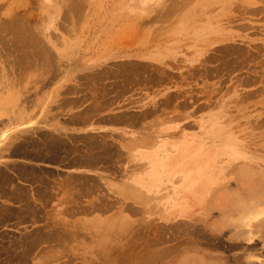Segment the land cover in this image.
Instances as JSON below:
<instances>
[{
  "label": "rangeland",
  "instance_id": "rangeland-1",
  "mask_svg": "<svg viewBox=\"0 0 264 264\" xmlns=\"http://www.w3.org/2000/svg\"><path fill=\"white\" fill-rule=\"evenodd\" d=\"M152 48L181 57L134 78L138 95L151 79L170 82L175 90L147 109L186 120L163 144L171 153L158 145L145 155L153 172L137 181L154 189L155 204L141 205L136 218L66 225L89 229L91 241L99 227L121 228L103 236L112 238L104 250L90 251V264H264L262 233L237 225L264 216V0H0V164L24 160V168L72 152L74 161H109L112 150H74L105 148L101 140L56 137L53 101L39 99L34 68L57 65L53 54L143 68L134 57ZM163 182L169 202L156 203Z\"/></svg>",
  "mask_w": 264,
  "mask_h": 264
},
{
  "label": "crops",
  "instance_id": "crops-1",
  "mask_svg": "<svg viewBox=\"0 0 264 264\" xmlns=\"http://www.w3.org/2000/svg\"><path fill=\"white\" fill-rule=\"evenodd\" d=\"M53 55L57 65L36 67L33 72L39 99L49 95L53 101L52 131L60 139L96 138L106 146L74 148L79 154L112 150L114 156L90 163L74 161V152L67 157L61 154L29 162L33 172L26 175L18 171L24 160L9 162L11 168L2 162L0 167L7 168L12 179L0 188V264H90V251L104 250L112 238L103 236L115 235L121 228L99 227L94 232L99 237L91 241L89 229L68 227L64 220L136 218L143 211L141 205L152 208L154 189L137 181L149 169L145 155L158 145L160 153H171L163 144L171 137L173 125L186 122L147 109L159 95L174 91V85L151 79L142 83L149 91L139 96L134 81L140 73L152 74L158 65L176 62L180 54L147 49L134 57L143 68L91 65L100 62L95 54ZM25 80L18 79V84ZM168 187L161 184L156 203L169 202L168 191L164 194Z\"/></svg>",
  "mask_w": 264,
  "mask_h": 264
},
{
  "label": "bare ground",
  "instance_id": "bare-ground-1",
  "mask_svg": "<svg viewBox=\"0 0 264 264\" xmlns=\"http://www.w3.org/2000/svg\"><path fill=\"white\" fill-rule=\"evenodd\" d=\"M53 150H55V149H53ZM20 153V152H19ZM25 154V153H24ZM13 168H14V166H13ZM17 168V167H16ZM15 168V169H16ZM18 169H19V167H18ZM32 168H30V167H22V168H20L18 171H20L21 173L20 174H22L23 173V175L26 173L27 174V172L30 174L31 172H33L32 170H31ZM11 170V169H10ZM14 170V169H13ZM17 170V169H16ZM15 170V171H16ZM31 170V171H30ZM4 171V170H3ZM2 170H0V188H3V186H5L4 184H6L9 180H11L12 179V176H10L9 174H6V173H4ZM14 172V171H13ZM35 172V171H34ZM151 172H153V168L152 169H150V170H148V172L147 173H151ZM49 173V172H48ZM52 173V172H51ZM18 174V173H17ZM25 174V175H26ZM47 174V173H46ZM36 175V174H35ZM147 176V175H146ZM15 179V178H14ZM44 179V178H43ZM149 180V179H148ZM148 180H146L147 182H148ZM15 181V180H14ZM51 181V180H50ZM49 181V182H50ZM40 182V181H39ZM44 183V182H43ZM43 183H42V185H43ZM68 183V182H67ZM149 183H153V181L150 179V182ZM9 184V183H8ZM13 185V184H12ZM15 186V185H14ZM49 186V185H48ZM39 187V186H38ZM18 188H19V186H18ZM24 188V187H23ZM22 188V189H23ZM38 189V188H37ZM4 190H5V188H4ZM16 190H18V189H16ZM21 191V190H20ZM86 192H87V190H86ZM12 193V192H11ZM14 193V192H13ZM24 193V192H23ZM10 194V193H9ZM15 194V193H14ZM39 194H41V192L39 193ZM13 196V195H12ZM2 197V196H1ZM0 197V198H1ZM6 197V196H5ZM15 197V196H14ZM7 198V197H6ZM16 199V198H15ZM14 200V199H13ZM3 206V205H2ZM1 206V207H2ZM210 206V205H209ZM0 207V208H1ZM40 207V206H39ZM3 208V207H2ZM6 208V207H5ZM36 208V207H35ZM7 210H8V208H7ZM6 210V211H7ZM35 210V209H34ZM9 211V210H8ZM210 211V210H209ZM32 212H33V210H32ZM11 213H12V211H11ZM15 213V212H14ZM18 213V212H17ZM252 213V212H251ZM26 214V213H25ZM250 214V213H249ZM262 213H260L259 212V214H257V215H255V216H253V217H250V218H246L245 217V219L244 220H241V222H239V223H237V225L239 226V227H243V229L239 232V233H247V234H249V236H250V234H253L254 233V231H260L261 233H262V236H263V238H264V216H262L263 218H259L258 216L259 215H261ZM1 215V214H0ZM5 215V214H4ZM10 215V214H9ZM36 215H38V214H36ZM6 216V215H5ZM31 216V215H30ZM39 216V215H38ZM14 217V216H13ZM35 217V216H34ZM15 219V218H14ZM17 219H19V218H17ZM256 219V223L253 221V220H255ZM1 220V219H0ZM254 222V223H253ZM212 225V227L213 226H215V223H211ZM188 225V224H187ZM190 225V224H189ZM245 227V228H244ZM252 227H254V230L252 229ZM195 230V229H194ZM220 230H222V229H220ZM155 231V230H154ZM188 233V232H187ZM196 233V232H195ZM42 234V233H41ZM193 234V233H192ZM242 234V235H243ZM246 234V235H247ZM254 235V234H253ZM252 236V235H251ZM195 237V236H194ZM231 237V236H230ZM239 237V236H238ZM237 237V238H238ZM161 238H162V236H161ZM253 239V236L252 237H248L247 238V240H249V241H251ZM164 241H165V239H164ZM153 244V243H152ZM156 244H158V243H156ZM173 248V247H172ZM24 250V249H23ZM29 252H31V251H29ZM41 252V251H40ZM170 252V251H169ZM170 254V253H169ZM169 256V255H168ZM207 260H209V261H206V260H199L198 258H194L193 259V261H194V263H204V264H212L213 262H217V260H214V259H211V258H207ZM228 263V262H227Z\"/></svg>",
  "mask_w": 264,
  "mask_h": 264
}]
</instances>
